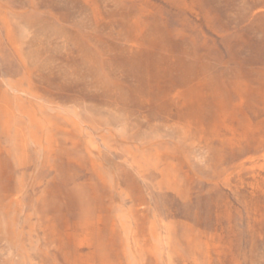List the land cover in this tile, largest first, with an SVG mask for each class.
I'll list each match as a JSON object with an SVG mask.
<instances>
[{"label":"rangeland","instance_id":"1","mask_svg":"<svg viewBox=\"0 0 264 264\" xmlns=\"http://www.w3.org/2000/svg\"><path fill=\"white\" fill-rule=\"evenodd\" d=\"M0 264H264V0H0Z\"/></svg>","mask_w":264,"mask_h":264}]
</instances>
